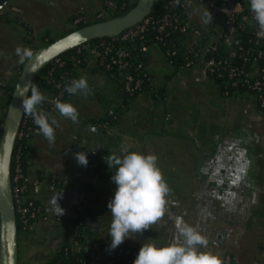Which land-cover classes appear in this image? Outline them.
Wrapping results in <instances>:
<instances>
[{"label":"crops","instance_id":"1","mask_svg":"<svg viewBox=\"0 0 264 264\" xmlns=\"http://www.w3.org/2000/svg\"><path fill=\"white\" fill-rule=\"evenodd\" d=\"M121 1L126 5L137 0ZM115 3L9 0L0 10V123L12 94L5 86L15 85L22 66L14 50L27 46L28 30L36 36L52 29L68 33L75 26V18L91 22L99 12L111 15ZM188 13L192 24L208 31L211 16L205 3L196 0ZM235 30L227 28V50L233 48ZM192 40L190 35L188 42ZM145 55L153 89L138 95L133 107L106 131L93 121L105 115L108 104L116 98L117 84L96 72L94 59L86 57L78 78L86 76L92 91L87 96L69 95L79 112L78 122L62 118L53 110L51 114L60 121L55 143L49 144L40 134L31 138L27 198L38 200L45 213L30 228L19 230L18 264H50L74 242L81 229L85 236L92 235L109 247L111 214L107 204L116 185L111 180L113 170L104 158L110 151L119 155L122 146L155 154L172 189L169 212L163 220L122 244L139 250L144 242L166 244L173 236L174 218L179 216L200 227L209 240V249L224 263L226 256L232 255V264H264V113L257 108L255 97L222 94L200 61L176 70L157 44H151ZM46 97L48 103L52 102V93L46 92ZM81 151L88 155L86 167L74 158ZM93 163L99 165V172L91 168ZM241 167L243 173L239 172ZM237 175L242 179L233 185L231 181ZM88 185L90 189L85 190ZM233 192L236 197L229 204ZM60 193L59 203L65 210L62 216L53 210L52 203ZM79 204L86 208L82 226L73 220L80 215ZM88 218L100 224H86ZM2 261L0 241V264Z\"/></svg>","mask_w":264,"mask_h":264},{"label":"trees","instance_id":"2","mask_svg":"<svg viewBox=\"0 0 264 264\" xmlns=\"http://www.w3.org/2000/svg\"><path fill=\"white\" fill-rule=\"evenodd\" d=\"M171 1L173 0H157L153 8L152 15L157 16L168 13L172 18L177 20V23L180 26H182V24L189 20L188 8L183 7L181 4H171ZM179 1L182 2L183 0ZM115 5L116 9L111 16L118 17L127 13L135 5V3L124 5L123 1L116 0ZM76 19L77 18L73 20L75 26L69 32L94 22L104 21L108 18H97L91 22L80 20L78 23H75ZM242 24H245L246 28L241 30V33L235 39L234 44L240 48V51H238L235 56L229 57L225 50V46L223 45H219L215 51L208 55V58L214 57L222 62L220 68L215 72H210L209 75L216 82L222 94L226 96H231L237 93H245L247 90H251L247 84L253 82L257 78H261L262 76V73L260 72L257 77H253L251 76V71L255 63H259L260 66L263 67V61L259 54L260 52H264V37L257 35L254 20H251L248 23L242 22ZM192 26L195 25L192 24L190 27L192 28ZM191 28L182 32L180 30H174L173 27H168L167 30L170 34L168 36L163 35V40L158 43L161 49L169 53L168 58L176 70L181 69L188 64H195L196 52L208 38V33L202 31L200 42L193 45V48L191 49L188 45ZM28 33L31 35L30 30H28ZM157 34L158 32L155 29L150 28L144 34V38L137 37L134 39L129 38L127 40H117L114 42L112 51L106 55L105 60L96 64V67L94 68L96 72L106 75L117 84L116 98L108 104L105 115L93 121L100 130L106 131L110 126L114 125L123 113L133 107V103L138 95L147 90L153 89V77L145 68L146 55L142 52L141 48L144 45H150L155 42ZM42 38L43 40L45 38H49L47 43L54 41L51 37H49V33H45ZM103 39L110 40L111 38L97 39L92 41L91 44L99 43ZM25 41L28 45H31L33 49H37V46L32 38L26 37ZM123 47H128L129 49L128 55L123 58V61H125L126 64L124 66L112 64L110 59L111 56H116ZM86 57L87 55L85 50H70L59 56L61 60L60 62L54 60L42 68L36 75L33 83L38 85L41 92L45 95L46 92H50L55 98H60L63 101H69L70 94L66 92L65 86L68 85L72 79L78 78V69L86 65ZM230 67H238L242 71V77L244 80H238L239 82L234 85L233 80L229 78L227 74ZM128 77H132V81H130V86L133 87L132 90H127L126 87L129 83ZM235 79L237 80V78ZM14 86L15 85L5 86L6 91L12 93ZM160 95H163L162 91H160ZM256 104L257 108L264 113V108L259 104L258 100H256ZM42 107L50 113L54 110L53 104H49L47 100ZM21 131L23 135L17 139L14 151L12 175L17 164L20 165L25 175L28 174V168L30 165L28 161L29 143L31 138L38 134V127L33 123L31 116H25ZM91 168L96 172L100 171L97 163H93ZM89 189V185L85 187V190ZM30 201L34 202L33 204L35 206L39 207L42 205L36 199H31ZM30 201L26 204L28 205ZM41 213H45L43 206H41ZM82 216L83 214L80 212V215L73 219L77 225H83L84 218ZM17 220L18 228L20 230L24 226L30 228L33 222L37 219L34 220L33 218H30L29 222L25 224L22 222L19 212H17ZM95 239L96 238L92 235L85 236L82 229L75 237V240L83 248L89 244L88 242L94 241ZM104 245L105 244L103 243L102 246L104 247ZM103 251L107 254L105 250ZM89 257L90 256L85 253L84 250L78 252L73 248V245L68 244L57 254V256L53 258L50 264H84V260L86 258L89 260Z\"/></svg>","mask_w":264,"mask_h":264},{"label":"clouds","instance_id":"3","mask_svg":"<svg viewBox=\"0 0 264 264\" xmlns=\"http://www.w3.org/2000/svg\"><path fill=\"white\" fill-rule=\"evenodd\" d=\"M249 6L258 29L257 35L264 36V0H249ZM207 22L209 21L206 20L205 23ZM14 51L18 57L17 62L21 65L33 57V51L27 47L17 46ZM65 90L72 96H87L92 91L87 77L83 75L72 79L65 86ZM19 97L22 100L23 113L32 117L33 123L38 127V134L46 138L49 144L55 143V130L60 126V121L42 107L47 100L46 95L38 85L28 82L23 86V91L19 92ZM52 104L60 117L78 122L79 112L73 103L56 98ZM74 158L79 165H88L86 152H77ZM104 159L113 170L111 180L116 185L114 196L107 204L111 214V242L107 250L111 252L126 239L136 238L163 220L169 212L172 189L158 166V157L155 154H145L122 146L119 155L110 151ZM239 172L243 173L244 168ZM235 179L236 183L231 181L233 185L237 184L242 176L237 175ZM230 196L231 199L227 200L229 204L235 199L236 193H230ZM61 197L62 193L52 202L53 210L60 216L65 211L59 203ZM133 264H224V261L219 254L209 249V240L198 225L189 224L177 216L174 218L171 240L163 245L144 242Z\"/></svg>","mask_w":264,"mask_h":264},{"label":"built area","instance_id":"4","mask_svg":"<svg viewBox=\"0 0 264 264\" xmlns=\"http://www.w3.org/2000/svg\"><path fill=\"white\" fill-rule=\"evenodd\" d=\"M196 0H183L182 2L179 0L171 1V4H181L183 7L188 8L192 3H195ZM199 2H203L207 5L211 13V25L207 31L208 38L201 45L199 50L196 52V62L200 61L204 63L207 67L208 73L215 72L220 68L222 62L215 59L214 57H209L208 55L215 51L219 45H224L226 38V31L228 27L235 28L234 33V42L235 39L241 33V30L246 28V25L242 24V22H249L253 20L252 14L250 12L249 0H198ZM106 16H110L105 12H99L97 18H104ZM81 18H77L75 23H78ZM176 22V23H174ZM192 22L189 18L182 26L177 23V20L172 18L170 14L166 13L164 15L153 16L152 14L145 18L141 23L127 29L121 35L112 37L110 40L103 39L99 43L91 44V42L80 46L78 51L85 50L87 57L94 59L95 64L101 63L105 60L106 55L112 51V47L114 42L117 40H127L134 38H144V34L150 29H155L158 34L155 37V42L152 44H157L163 40V35L168 36L170 33L168 32V27H173L174 30H180L182 32L191 28ZM202 34V30L197 28L196 26H192L190 35L193 37L192 42H188V45L193 48V45L200 42V36ZM264 37V36H263ZM151 45V44H150ZM150 45H144L141 50L145 54L150 47ZM128 47H123L117 53L116 56H111L112 64H119L124 66L126 64L123 61L129 51ZM227 55L229 57H233L236 55L240 48L235 44L231 50H227ZM167 53V52H166ZM169 53H167V56ZM260 58L263 61V67L260 66L259 63H255L253 69L251 71V76L257 77L260 72L262 73L261 78L255 79L253 82L248 83L249 89L245 92V94H249L255 97L258 100L259 104L264 108V52H260ZM57 62H60V58L55 59ZM54 61V60H53ZM195 62V63H196ZM187 66H191L188 64ZM229 78L233 80V84L236 85L239 81L244 80L242 77V71L238 67H230L227 72ZM237 78V80L235 79ZM129 83L127 84V90H132L133 87L130 86V81H132V77H128ZM239 80V81H238ZM138 84V83H137ZM56 99L53 97L52 101ZM49 104H52L50 102ZM26 114H24L23 121L21 127L24 123V118ZM2 123H0V137L2 131ZM23 135L21 128L18 133V138ZM12 188H13V196L15 201L16 211L19 212L20 218L23 223L27 224L30 218L40 219L44 217V214L41 213V206H35L30 201V198H27V193L30 189V182L28 178V174L25 175L20 167V165H16L14 168V173L12 175ZM28 201V205L26 204ZM85 200H83L84 202ZM85 205V204H84ZM77 210L82 214L85 213L86 208L83 207V204H79ZM27 227H23L20 230H26ZM87 246L84 248L76 241L71 244L73 248L78 252L85 251L90 257L84 260V264L89 262H98L101 264H133L135 258L138 255L139 249L127 245L121 244L115 250L109 252L107 249L109 248L106 244L104 247L103 243L100 241L94 240L88 242ZM105 250L107 254L103 251ZM234 258L232 255H227L225 258L224 264H232Z\"/></svg>","mask_w":264,"mask_h":264},{"label":"water","instance_id":"5","mask_svg":"<svg viewBox=\"0 0 264 264\" xmlns=\"http://www.w3.org/2000/svg\"><path fill=\"white\" fill-rule=\"evenodd\" d=\"M157 0H137L135 5L124 15L104 21L94 22L57 38L45 46L33 51V57L22 66L6 115L2 124L0 137V241L3 253L2 264H18L19 261V228L17 211L12 188V164L14 151L24 114L19 92L28 82L33 83L38 72L60 55L77 49L86 43L102 38L121 35L127 29L141 23L152 14ZM9 0H0V10ZM79 37V39H77ZM30 95V91L28 92ZM86 224H100L91 218ZM98 222V223H97ZM86 264H101L89 262Z\"/></svg>","mask_w":264,"mask_h":264},{"label":"rangeland","instance_id":"6","mask_svg":"<svg viewBox=\"0 0 264 264\" xmlns=\"http://www.w3.org/2000/svg\"><path fill=\"white\" fill-rule=\"evenodd\" d=\"M106 18H108V19H111V18H114L113 16H106ZM108 19H106V20H108ZM13 21H15V22H17L16 20H13ZM87 22H89V21H87ZM50 26L51 27H54L55 26V24H50ZM53 33V34H51V33ZM50 32H49V35H50V37L53 39V40H56L57 39V37L59 38V37H61V36H63V35H65L66 33L65 32H55V30L54 29H52V30H50ZM46 33V32H45ZM44 33V34H45ZM44 34H42L41 36H36V35H34L33 34V32H31V35H29V33H27V34H25V36L26 37H30V38H32L33 39V41H34V43H35V45L37 46V48H40V47H42V46H44V45H47V43L43 40V35ZM26 47H28V48H31L32 46L31 45H28L27 44V46ZM35 50V49H34ZM34 50H32V51H34ZM21 71V70H20ZM159 100H162L161 98L159 99ZM163 101V100H162ZM53 178V174H51L50 175V180Z\"/></svg>","mask_w":264,"mask_h":264},{"label":"snow or ice","instance_id":"7","mask_svg":"<svg viewBox=\"0 0 264 264\" xmlns=\"http://www.w3.org/2000/svg\"><path fill=\"white\" fill-rule=\"evenodd\" d=\"M77 39H79V37H77ZM240 155L243 156V153H241ZM239 171H243V168H240ZM232 182H233V183H236L237 181H236V179H233Z\"/></svg>","mask_w":264,"mask_h":264}]
</instances>
